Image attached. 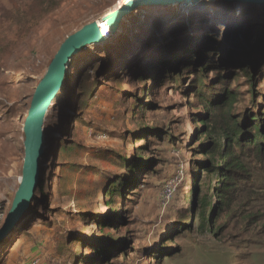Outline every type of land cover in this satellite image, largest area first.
<instances>
[{
  "label": "rangeland",
  "instance_id": "obj_1",
  "mask_svg": "<svg viewBox=\"0 0 264 264\" xmlns=\"http://www.w3.org/2000/svg\"><path fill=\"white\" fill-rule=\"evenodd\" d=\"M126 1L60 0L43 14L42 0H0V207L6 211L23 173L24 125L30 101L35 99L31 96L47 74L58 43ZM240 4L207 0L193 6L190 13L191 6L183 13L163 5L143 8L128 17L121 31L130 28L125 37L119 33L111 41L82 52L86 59L81 61L83 69L77 82L71 91L66 87L48 118L49 140L54 133L64 136L50 161L45 196L38 195L34 201L22 233L0 249V264H83L79 259L74 262L73 253L91 251L80 248L76 237L84 243L97 238L108 244L110 238L114 241V254L102 264H264V227L246 218L248 212L264 213L258 207L264 206L260 196H255L252 186L230 190L229 207L218 204L215 216L219 198L212 196V184L219 186L221 178L200 177L194 164L206 159L198 147L207 138L202 136L197 143L194 135L196 127L203 124L199 119L203 115L211 120L222 117L218 116L219 108L198 97L197 81L206 76L204 87L212 97L222 90L235 91L238 100L233 112L248 110L252 114L256 110L254 99L264 104V77L252 86V77L241 65L213 71L209 60L190 68L188 62L181 61L176 69L145 82L138 74L141 65L106 77L105 65L92 58L95 47L108 45L114 53L104 50L98 57L106 55L118 65L137 50L142 60L148 52L159 51L151 55L154 64L162 54L175 58L197 47L203 53L223 48L226 54L230 45L240 41L238 30L244 14L259 8L264 14V5ZM185 16L180 29L160 35L157 22L171 23ZM212 34L225 36L224 40H200ZM161 40L167 49H159ZM261 41L256 39L254 47ZM150 42H155L153 48L148 46ZM153 60L142 65L151 67ZM263 69L264 64L255 74ZM222 74L224 82L219 84ZM82 82L90 85L85 96L80 93ZM147 88L145 94L142 90ZM253 89L254 99L250 94ZM71 97L79 109L69 128L63 118ZM140 100L150 107L141 109L134 104ZM129 159L141 163L136 174L141 188L130 189L125 197L106 196L107 186L126 174L124 162ZM209 211L219 227L216 233L202 227L201 214L209 215ZM106 217L116 220L115 227L100 229L95 225L94 220Z\"/></svg>",
  "mask_w": 264,
  "mask_h": 264
},
{
  "label": "trees",
  "instance_id": "obj_2",
  "mask_svg": "<svg viewBox=\"0 0 264 264\" xmlns=\"http://www.w3.org/2000/svg\"><path fill=\"white\" fill-rule=\"evenodd\" d=\"M43 5V14L47 11L53 9L58 5L57 1L60 0H42ZM224 3L236 4L231 0H225ZM241 5V4H240ZM262 8H259L258 11L254 12L253 10L249 11V14H244L242 17L243 25L239 28L238 34H240V41L236 40V43L230 45L227 49V53L224 54L222 52L223 48L217 51L214 48V52L212 49L208 51V53L200 52L199 47L194 48V50H187L183 55H179L175 58H172L168 54H162L161 59L156 58L153 60L152 54H157L156 51L154 53L148 52L144 55V60H142V54L137 50L131 55H127V59H122L121 64H117L116 61L112 62V58L109 59L106 55L98 57V54L103 52L104 50L109 52V54L114 53L113 49L108 45L105 48H96L92 53V58L95 57L98 61L102 62L105 65V68L108 72L104 76L118 75L119 72L123 74L124 71L127 70L130 66L141 65L143 67L138 74L142 76L140 80L147 82L148 80H152L156 78V75L160 76L162 73H167L171 69H176V65L181 61L188 62L189 68L192 65H198V63H209L213 68L220 70L227 69L228 66H238L246 68L247 76H251L253 79L252 86L255 85L256 81L264 77V69L261 70L258 74H255L256 71L264 64V53L262 57L260 53L264 48V14L262 13ZM264 12V9H263ZM261 13V14H259ZM136 15V13H135ZM188 16L185 18H180L174 21L157 22L158 29L160 31V35L163 37L167 36L171 31L181 28L182 23L186 22ZM167 19V18H166ZM128 20L125 22L127 23ZM126 27V25H125ZM128 30L130 28H127ZM128 30H125L124 34H120L119 36L125 37ZM139 32V31H138ZM158 33V32H156ZM157 36V35H155ZM225 36L221 35H208L202 37L200 40L214 41L215 43L222 42ZM261 39L262 43L259 46L254 47V41ZM163 40V39H162ZM161 47L166 48L164 44ZM201 42V41H200ZM159 43V42H158ZM204 43H201V45ZM150 48L155 46V42H150L148 45ZM254 47V48H253ZM167 49V48H166ZM163 52V51H162ZM216 52V53H215ZM216 54L215 56L213 54ZM187 55V56H186ZM83 58L86 59V56L80 54L72 67L71 78L72 83L77 82L78 76L83 69ZM100 59V60H99ZM234 59L236 62L234 63ZM151 67L147 65H142L144 62L150 63L152 61ZM209 60V62H208ZM99 62V63H100ZM112 62V63H110ZM94 64V62H91ZM159 69V70H158ZM104 70V69H103ZM113 71V72H112ZM78 72L76 75L75 73ZM223 74L219 79V84L224 82ZM206 76H202L195 85V91L198 93V97L202 100L208 99L209 105L211 107L219 108L218 116H222L220 120L210 118H206L204 115L202 119V127H196V131L194 133L196 138V142L202 139V136L207 138L206 142L199 143L198 150L201 155H203L206 159L199 160L197 162H193L196 165V173H200V177L205 176H214L220 177L221 183H218L219 186H215L212 184V196L218 197L219 200L216 202V207L214 208L216 213L215 216L218 215V210H220L219 205L221 207H229L228 194L230 190H234L236 188V192L242 190L245 186H252L255 190V196H260L258 198L260 203L264 202V104L260 105L254 99V95H256V90H251L250 94H252L253 104L256 106V110L249 114L248 110L241 112H233L232 108L234 106V102L238 100V95L235 91H230V89L222 90L218 92L217 96L212 97L207 94V90L204 87V79ZM238 78H236L237 80ZM207 87V86H206ZM68 88V86H67ZM90 85L86 82L80 85V93L85 96L89 92ZM209 89H211L209 87ZM142 90V89H140ZM145 94L148 92L147 89H143ZM238 90H236L237 92ZM79 93V94H80ZM130 94V93H128ZM70 103V100H67ZM139 105L141 109L149 108L150 105L145 102L134 103ZM206 109L209 110L208 106H205ZM227 110V111H226ZM226 111V112H225ZM225 112V113H224ZM217 116V117H218ZM221 162L222 164H220ZM126 168L125 175H119L116 180L110 183L106 189V196L115 197L118 195L119 197H125L127 192L131 189H140L142 182H138V178L136 174L140 171V162L136 160H128L124 162ZM148 169L146 168V171ZM200 170V172H198ZM47 182V181H46ZM210 187V184H208ZM258 189H261L258 191ZM39 196H45V184L41 185L39 188ZM250 197V195H249ZM208 200H210V195L208 196ZM110 200L108 205H111ZM219 204V205H218ZM260 209L264 210V206L260 204L258 206ZM210 208V206L208 207ZM212 214V213H211ZM203 217L202 227H209L213 233L219 229V227L214 224L209 215H206L205 212L201 214ZM246 218L253 219L254 224H261L264 227V213L255 214L253 212H248ZM95 225H97L100 229H104L106 227H115L116 220L111 217H106L104 220L96 219L94 220ZM84 229V228H83ZM22 233V232H21ZM107 235L110 234L107 232ZM110 238V237H109ZM113 238V237H112ZM79 238L76 237L75 242L80 244V248H87L90 250V254H82V251H76L73 253L74 262L79 259V262L83 264H102L105 261H108L111 255L114 254V241L110 238L111 244H108L106 240H102L100 238L95 239L94 241H86L85 243L77 240ZM10 244H4L0 247V249L4 246H9ZM85 245V246H84Z\"/></svg>",
  "mask_w": 264,
  "mask_h": 264
},
{
  "label": "water",
  "instance_id": "obj_3",
  "mask_svg": "<svg viewBox=\"0 0 264 264\" xmlns=\"http://www.w3.org/2000/svg\"><path fill=\"white\" fill-rule=\"evenodd\" d=\"M179 1L181 0H127L71 34L62 48L57 49L47 74L40 82L36 92L31 96H35V100L24 125L26 140L23 173L13 202L0 228V247L9 244L14 236L21 234L23 231L25 218L33 208V202L38 198L39 193L37 192L41 185L45 184L48 177L50 161L54 154L56 155L55 152L60 149L59 141L64 135L54 133L49 140L47 123L51 109L55 105L53 102L59 98L58 95L67 77L70 91L74 86L71 78L73 65L68 66L72 56H75L77 60L78 56L88 47L107 43L111 37L116 36L124 29L128 17L133 16L143 8L162 5L175 8L177 6H173V4ZM193 1L197 2L199 0ZM201 1L206 2L207 0ZM222 1L225 0H216L215 2ZM231 1L239 4L253 3L254 6L264 5V0ZM102 23L110 31L109 36L105 34ZM61 43L62 41L59 44ZM263 53L264 48L260 55ZM67 107L68 112L63 118V124L70 128L78 114V102L75 103L71 97Z\"/></svg>",
  "mask_w": 264,
  "mask_h": 264
},
{
  "label": "bare ground",
  "instance_id": "obj_4",
  "mask_svg": "<svg viewBox=\"0 0 264 264\" xmlns=\"http://www.w3.org/2000/svg\"><path fill=\"white\" fill-rule=\"evenodd\" d=\"M200 1V2H199ZM199 1H197V2H194L193 0H184V1H179V2H175L174 4H173V6H177V7H175L173 10L175 11L176 10V12H182L183 13V10H185V7H186V9L188 8V7H190L191 5H189L188 4V2H191L192 4H194V5H192L191 7H190V9H189V13L191 12V10H192V7L194 6V8L195 7H197V6H200L201 4H203L204 2H202L201 0H199ZM210 1H216V0H210ZM198 4V5H196V4ZM179 5H181V6H179ZM178 10V11H177ZM187 11V10H186ZM185 11V12H186ZM187 15V14H186ZM68 38V37H67ZM67 38L59 45V43H58V45H57V49H61L62 48V46H63V44L65 43V41L67 40ZM74 61H75V56H72V60L70 61V63H68V66L69 67H71L73 64H74ZM68 70H69V68H68ZM70 71V70H69ZM67 80V79H66ZM66 80H65V82H66ZM66 83H64V85H63V87L61 88V92H60V94L58 95V97H60V95L64 92V90L66 89V87L68 86V85H65ZM35 97V96H34ZM33 97V98H34ZM35 100V99H34ZM34 100H31L30 101V107H28V116H29V114H30V110H31V107H32V105H33V102H34ZM55 103V100H54V102H53V104ZM33 204H34V202H33Z\"/></svg>",
  "mask_w": 264,
  "mask_h": 264
},
{
  "label": "built area",
  "instance_id": "obj_5",
  "mask_svg": "<svg viewBox=\"0 0 264 264\" xmlns=\"http://www.w3.org/2000/svg\"><path fill=\"white\" fill-rule=\"evenodd\" d=\"M101 25H102V26L104 27V29H105V34L109 36L110 31L107 29V27L105 26V24L102 23ZM124 32H125V31H124ZM124 32H120V34H124ZM113 38H114V37H111V38L109 39V41H111ZM109 41H108V42H109ZM6 214H7V211H6L5 209H3L2 207H0V224H1V222L3 221V219L5 218ZM28 264H39V261L29 262Z\"/></svg>",
  "mask_w": 264,
  "mask_h": 264
},
{
  "label": "crops",
  "instance_id": "obj_6",
  "mask_svg": "<svg viewBox=\"0 0 264 264\" xmlns=\"http://www.w3.org/2000/svg\"><path fill=\"white\" fill-rule=\"evenodd\" d=\"M113 9H114V7H113ZM19 241H22V242H23V238H21ZM10 244H11V243H10ZM11 246H14V245L12 244ZM9 248H10V247H9ZM15 249H16V248H14V249L12 250L11 253H13Z\"/></svg>",
  "mask_w": 264,
  "mask_h": 264
}]
</instances>
